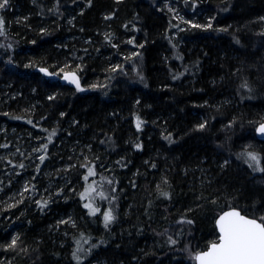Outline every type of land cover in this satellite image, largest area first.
Returning <instances> with one entry per match:
<instances>
[{
	"label": "trees",
	"instance_id": "1",
	"mask_svg": "<svg viewBox=\"0 0 264 264\" xmlns=\"http://www.w3.org/2000/svg\"><path fill=\"white\" fill-rule=\"evenodd\" d=\"M168 3L0 8V154L50 189L0 198V264H195L222 211L264 217V0Z\"/></svg>",
	"mask_w": 264,
	"mask_h": 264
},
{
	"label": "snow or ice",
	"instance_id": "2",
	"mask_svg": "<svg viewBox=\"0 0 264 264\" xmlns=\"http://www.w3.org/2000/svg\"><path fill=\"white\" fill-rule=\"evenodd\" d=\"M6 4L7 0H3L0 8ZM71 82L79 88L75 76L71 78ZM137 126L139 127V124ZM258 131L264 134V125H261ZM251 159L256 160L257 157L251 155ZM112 219L111 212L105 213L106 226ZM217 225L218 241L212 243L208 251L197 255L196 259L200 264H264V217L258 221L232 210L221 215Z\"/></svg>",
	"mask_w": 264,
	"mask_h": 264
},
{
	"label": "rangeland",
	"instance_id": "3",
	"mask_svg": "<svg viewBox=\"0 0 264 264\" xmlns=\"http://www.w3.org/2000/svg\"><path fill=\"white\" fill-rule=\"evenodd\" d=\"M165 1V0H164ZM168 6H170L171 0H167ZM172 14H174V16H176V18H179V20L187 25L192 27V25H194V21L190 18V14H186V12H179L178 9H172L171 10ZM43 72V71H42ZM45 73V72H43ZM23 139L21 136H18L16 138L17 140H21ZM8 146L5 149L4 153L0 154V174L5 175V180H3L1 182L2 185H0V198L2 199V203L4 204H8L11 205L13 203L15 204H19L22 201H27V200H31V199H35L33 200V202L37 203L36 199L37 198H47L49 196V192L50 189L48 188V186H41V182H36V187L32 189V192L29 191V186H30V182L34 181L33 180V175L31 173V168L30 165H32V160L34 158H40V154L38 155V157L35 156V152L34 153H24V151L20 150L21 145H17L15 144L11 139L7 140ZM36 148V146H34ZM37 150V148H36ZM19 154H23V156H21V159H24L25 157L28 158V160L26 161V163H23L22 166V171H21V179L18 181L17 179L13 178V181L11 180V177H13L16 174V167L11 165V163H8L5 160V157L7 156H11L12 160L16 159ZM26 155V156H24ZM253 155V154H251ZM251 155L249 154H243L241 157L243 158V160H245L247 162V166L251 169L252 172H256V173H260L262 171V165L260 162V159L257 158L256 160H252L251 159ZM43 164V163H42ZM40 165V172L39 174L44 176H47L49 173V169L46 168L44 165ZM64 166H68L67 164H65ZM10 168V169H9ZM9 169V170H8ZM8 170V171H7ZM8 172V173H7ZM12 184L16 185V187L13 189L12 188ZM40 184V185H39ZM9 188V191H6L3 188ZM95 190V187H94ZM95 196V194H94ZM6 206V205H5ZM72 220V218L70 216L66 217V221L70 222ZM259 220V219H258ZM196 255V254H195ZM194 255V258H195Z\"/></svg>",
	"mask_w": 264,
	"mask_h": 264
},
{
	"label": "water",
	"instance_id": "4",
	"mask_svg": "<svg viewBox=\"0 0 264 264\" xmlns=\"http://www.w3.org/2000/svg\"><path fill=\"white\" fill-rule=\"evenodd\" d=\"M261 125H264V123H259V124H257V126L255 127L254 134H255V138H256V139H258V140H260V141H264V134H262V133H260V132L258 131V129L261 127ZM232 210H235V211L240 212L241 215L246 216L247 218H250V219L253 218V217H249V216L243 214L239 209H236V208H227V209H225L224 211H222V212L216 217L215 222H214V225H215V228H216V232H217V236H218L217 239H216L215 241L211 242V243L207 246V248H206L205 250L196 253V255H195V260H194V261H195V264H200V262L196 259L197 255L200 254V253H203V252L208 251V249H209V247L211 246V244L214 243V242H217V241H218V238H219V229H218V225H217V220L219 219V217H220L221 215H223L225 212L232 211ZM254 219H256V218H254ZM257 220H258V219H257ZM258 221H259V220H258Z\"/></svg>",
	"mask_w": 264,
	"mask_h": 264
}]
</instances>
